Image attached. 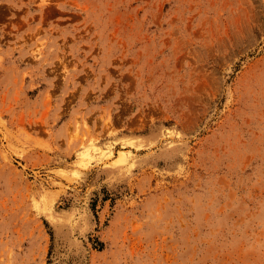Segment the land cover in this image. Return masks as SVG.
<instances>
[{"label": "rangeland", "instance_id": "1", "mask_svg": "<svg viewBox=\"0 0 264 264\" xmlns=\"http://www.w3.org/2000/svg\"><path fill=\"white\" fill-rule=\"evenodd\" d=\"M0 264H264V0H0Z\"/></svg>", "mask_w": 264, "mask_h": 264}]
</instances>
